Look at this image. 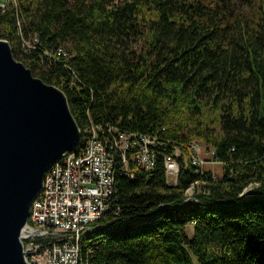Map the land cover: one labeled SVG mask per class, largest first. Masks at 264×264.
Listing matches in <instances>:
<instances>
[{
    "label": "trees",
    "instance_id": "trees-1",
    "mask_svg": "<svg viewBox=\"0 0 264 264\" xmlns=\"http://www.w3.org/2000/svg\"><path fill=\"white\" fill-rule=\"evenodd\" d=\"M4 2L0 37L64 90L76 150L92 122L157 138L152 168H116L115 200L82 232L80 264H264V0ZM199 141L220 177L191 161ZM164 155L179 161L175 183Z\"/></svg>",
    "mask_w": 264,
    "mask_h": 264
},
{
    "label": "water",
    "instance_id": "water-1",
    "mask_svg": "<svg viewBox=\"0 0 264 264\" xmlns=\"http://www.w3.org/2000/svg\"><path fill=\"white\" fill-rule=\"evenodd\" d=\"M81 133L64 90L36 76L0 37V264H31L22 228L47 170Z\"/></svg>",
    "mask_w": 264,
    "mask_h": 264
},
{
    "label": "built area",
    "instance_id": "built-area-1",
    "mask_svg": "<svg viewBox=\"0 0 264 264\" xmlns=\"http://www.w3.org/2000/svg\"><path fill=\"white\" fill-rule=\"evenodd\" d=\"M5 4L0 0V6ZM40 41L37 35L25 40L28 52ZM84 134L80 153H64L60 168L44 178L43 189L33 200L29 219L22 228L23 246L31 264H71L79 231L102 224V216L115 200L110 169L118 168L132 176L131 160L146 169L155 165L157 151L152 145L157 138L146 133L105 128L102 123L92 122L84 128ZM174 153H180L179 147ZM192 154L201 169L208 161H218L213 151L209 159ZM164 159L167 180L175 183L179 161L171 155H164Z\"/></svg>",
    "mask_w": 264,
    "mask_h": 264
},
{
    "label": "rangeland",
    "instance_id": "rangeland-1",
    "mask_svg": "<svg viewBox=\"0 0 264 264\" xmlns=\"http://www.w3.org/2000/svg\"><path fill=\"white\" fill-rule=\"evenodd\" d=\"M1 1H7V0H1ZM60 51H62L61 49H60ZM79 144V143H78ZM79 145H77V147H78ZM76 147V148H77ZM82 147V146H81ZM76 148L74 149V151H76ZM80 148V147H79ZM79 150V149H78ZM211 148H208L206 145H205V143H203V142H201V141H199V142H195L194 143V154L195 155H197V156H199V157H201V158H204V159H209L210 158V155H211ZM71 152H73V151H71ZM66 153H69V152H66ZM192 154V153H191ZM58 161H59V159H58ZM57 161V162H58ZM191 161L193 162V155H191ZM57 162L55 161L52 165H51V167L52 166H54L55 164H57ZM51 167L49 168V170L51 169ZM204 168H205V170H210L212 173H213V175L214 176H216V177H220L221 175H222V164H221V162H219V161H217V162H210V161H208V163H206V164H204ZM49 170H47V173H48V171ZM47 173H46V175H47ZM45 175V176H46ZM44 176V177H45ZM176 180V179H175ZM175 180H172V179H170L169 181L170 182H174ZM44 183V182H43ZM43 189V188H42ZM42 191V190H41ZM41 193V192H40ZM39 193V194H40ZM193 193H194V187H190L188 190H187V195L188 196H192L193 195ZM38 194V195H39ZM33 203V202H32ZM31 207H32V205H31ZM103 224V223H102ZM102 224H99V225H97V226H100V225H102ZM187 232H188V234L189 235H192L193 234V224H188L187 225ZM83 235V233H80L79 234V236L81 237L82 235ZM79 247H80V245H79ZM79 251H81L80 250V248H79ZM81 253V252H80Z\"/></svg>",
    "mask_w": 264,
    "mask_h": 264
},
{
    "label": "bare ground",
    "instance_id": "bare-ground-1",
    "mask_svg": "<svg viewBox=\"0 0 264 264\" xmlns=\"http://www.w3.org/2000/svg\"><path fill=\"white\" fill-rule=\"evenodd\" d=\"M81 135H82V133H81ZM81 149H82V147H80L79 150H76V151H73V152L70 151L69 153H80ZM191 155H193V154H191ZM193 163H194V161H193ZM58 168H60V158H59V161L57 162V164L52 166L50 170L48 169L49 171H48V173L46 172L47 175L45 174L46 176L44 178H50L51 174L55 173V171H57ZM116 170L117 169H110V178H112V190L114 191V193H115V172H116ZM188 199H191V198H188ZM84 231H85V229L80 230L79 234L84 232ZM79 234H77L76 241H74V248H73L74 257H73V260L71 261V264H80V260L81 259H80V251H79L80 247H79V244H80L81 237L79 236Z\"/></svg>",
    "mask_w": 264,
    "mask_h": 264
}]
</instances>
